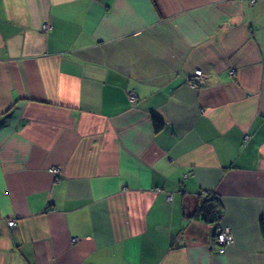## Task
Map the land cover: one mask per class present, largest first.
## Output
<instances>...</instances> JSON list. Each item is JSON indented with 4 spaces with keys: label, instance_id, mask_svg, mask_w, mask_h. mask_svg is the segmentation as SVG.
<instances>
[{
    "label": "crops",
    "instance_id": "1",
    "mask_svg": "<svg viewBox=\"0 0 264 264\" xmlns=\"http://www.w3.org/2000/svg\"><path fill=\"white\" fill-rule=\"evenodd\" d=\"M262 224L264 0H0V264H264Z\"/></svg>",
    "mask_w": 264,
    "mask_h": 264
},
{
    "label": "trees",
    "instance_id": "2",
    "mask_svg": "<svg viewBox=\"0 0 264 264\" xmlns=\"http://www.w3.org/2000/svg\"><path fill=\"white\" fill-rule=\"evenodd\" d=\"M162 123L155 121V129L159 130ZM183 215L185 218H200L208 223H216L221 218L222 205L219 199L214 194L207 195H188L184 199L182 206ZM264 234V224H262Z\"/></svg>",
    "mask_w": 264,
    "mask_h": 264
},
{
    "label": "built area",
    "instance_id": "3",
    "mask_svg": "<svg viewBox=\"0 0 264 264\" xmlns=\"http://www.w3.org/2000/svg\"><path fill=\"white\" fill-rule=\"evenodd\" d=\"M251 3H255L256 0H250ZM50 25L46 24L43 25V29L45 32H48L50 30ZM203 72L201 70L195 71L194 75L190 77V82L193 83L194 86H198V84H204L202 80ZM131 101L135 102V95L134 93L131 94ZM52 172L55 175H60L61 171L58 168L52 169ZM8 225L10 228H13L16 225V220L15 219H9L8 220ZM73 241H76L74 239ZM217 242L219 244L220 250H224L225 247L231 246L234 242L233 234L230 228L228 227H220L219 233L217 235Z\"/></svg>",
    "mask_w": 264,
    "mask_h": 264
}]
</instances>
